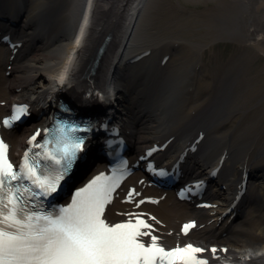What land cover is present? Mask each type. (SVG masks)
<instances>
[{
  "label": "bare ground",
  "instance_id": "bare-ground-1",
  "mask_svg": "<svg viewBox=\"0 0 264 264\" xmlns=\"http://www.w3.org/2000/svg\"><path fill=\"white\" fill-rule=\"evenodd\" d=\"M12 1L27 12L19 27L10 25V32L0 28V39L6 35L14 39L11 48L0 40V115L7 114L13 103H26L38 119L6 134L12 157L22 153L32 131L47 125L52 109L46 108V95L54 98L61 93L72 98L70 103L74 100L81 106L85 94L99 90L104 93L103 105L112 117V127L124 128L130 137L137 127L147 131L144 148L151 149L157 133L148 122L151 118L162 120L158 133L166 148L156 157L158 162L163 155L168 156L163 163H168L173 157L178 161L188 154L193 158H185L186 173L203 166L219 169L215 184L204 194L213 204L209 210L199 205L203 200L180 201L175 185H149V178L138 184L147 177L139 173L138 180L129 185L137 186L141 197L147 196L154 203L138 209L127 207L121 203L127 193L122 188L124 192L109 206L108 220L148 213L160 222L157 234L174 244L183 238L179 229L182 222L196 219L200 228L184 241L207 245L211 253L207 264H264V145H260L264 76L258 74L261 86L255 94L260 104L257 109L262 112L246 115L247 124L253 125L242 133L233 121L239 110L235 100L243 86L246 62H238L219 78L211 63L202 62L201 53L209 41L151 39L142 17L147 0H0V5ZM263 11L264 5L250 10L249 0H221L208 11L207 26L213 29L214 37L231 35L242 43L253 41L251 44L261 50L264 35L253 34L248 23L251 16L253 23L264 26ZM30 19L34 24L28 27ZM108 36L111 40L89 76L90 57L97 56ZM144 37L148 38L146 44ZM97 102V97L89 99L93 108ZM43 109L47 113L39 116ZM199 136L202 141L195 143ZM190 147L192 154L188 153ZM194 184L197 182L192 179L184 187L189 191ZM235 200V210L246 204L243 230L234 224V211L227 212ZM211 246L220 250L213 253Z\"/></svg>",
  "mask_w": 264,
  "mask_h": 264
},
{
  "label": "snow or ice",
  "instance_id": "snow-or-ice-1",
  "mask_svg": "<svg viewBox=\"0 0 264 264\" xmlns=\"http://www.w3.org/2000/svg\"><path fill=\"white\" fill-rule=\"evenodd\" d=\"M24 111L18 109L13 119H19ZM82 145L79 140L71 151L65 148L60 159L51 157L62 165L60 174L52 180L37 175L27 156L23 168L14 169L7 157V145L0 141V191L6 183L27 179L46 193L54 192ZM96 184L93 181L78 192L73 204L55 217L26 211L24 193L30 192L29 188L14 192L9 189L0 199V264H207L198 255L204 251L201 247L187 244L166 250L151 231H140L151 227L143 219L137 218L135 224L129 221L108 226L102 216L105 204L110 202L111 189L96 188ZM194 226L184 225V233ZM144 235L151 237L148 246L137 239ZM211 251L215 253L216 249Z\"/></svg>",
  "mask_w": 264,
  "mask_h": 264
},
{
  "label": "rangeland",
  "instance_id": "rangeland-1",
  "mask_svg": "<svg viewBox=\"0 0 264 264\" xmlns=\"http://www.w3.org/2000/svg\"><path fill=\"white\" fill-rule=\"evenodd\" d=\"M221 0H147L143 7V23L151 39L158 37L182 38L185 42H208L202 51V62L211 63L215 68V75L224 78L227 71L238 62H246L247 72L243 75V86L240 88L236 105L239 107L237 119L234 124L242 129V133L253 124H247L250 112H259V101L255 95L260 84L261 73L264 76V45L260 50L249 41L240 42L231 35L214 37L213 29L207 26L209 22L208 11L217 7ZM259 5H264V0H249V9L253 10ZM264 16V11L260 15ZM252 33L264 35V26L256 23L249 24ZM253 38V36H251ZM254 39V38H253ZM148 38L144 37V44ZM206 43V42H205ZM244 99L241 101V96ZM241 101V102H239ZM258 101V102H257ZM256 106V107H255ZM264 115V113L262 112ZM250 121V120H248ZM241 134V133H240ZM264 145V134L261 140ZM231 228V224H229Z\"/></svg>",
  "mask_w": 264,
  "mask_h": 264
}]
</instances>
